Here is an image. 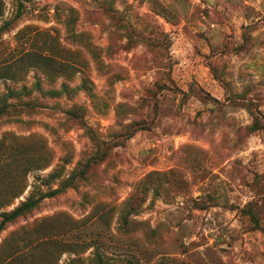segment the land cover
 Here are the masks:
<instances>
[{
  "label": "rangeland",
  "instance_id": "374dc122",
  "mask_svg": "<svg viewBox=\"0 0 264 264\" xmlns=\"http://www.w3.org/2000/svg\"><path fill=\"white\" fill-rule=\"evenodd\" d=\"M4 2L0 264H264V0Z\"/></svg>",
  "mask_w": 264,
  "mask_h": 264
},
{
  "label": "trees",
  "instance_id": "16d2710c",
  "mask_svg": "<svg viewBox=\"0 0 264 264\" xmlns=\"http://www.w3.org/2000/svg\"><path fill=\"white\" fill-rule=\"evenodd\" d=\"M18 3L19 10L18 14L16 15V19L21 17L22 14V8H23V2L25 0H15ZM5 16V2L4 0H0V22L4 19ZM10 30V23L9 22H4L0 26V32H6ZM34 64V63H32ZM36 64H34L35 66ZM33 67V66H31ZM10 93L11 96H13L12 92ZM1 99H4V96L0 97V120H9L12 119L13 117H16V120H20L19 114L21 112L18 111L20 108L26 109V111L34 110L36 108V104L39 102L37 98L29 99V100H19V103L21 104H15L10 102L8 99L5 101H2ZM68 114H72L74 116H77V113L73 110H70ZM257 128V127H256ZM256 128H252L254 131ZM99 157V155H96V159ZM101 159V158H100ZM54 177V174L49 176V179L51 180ZM87 177V170H81V171H74L72 174V177L69 179L65 180L61 186V189L51 191L49 194H41V195H36V193H31L28 199H26L24 202H20V204L13 208L10 211H5L3 213H0V235L2 232L6 230V228L15 223L16 221L20 220L21 218H24L28 214L32 213L35 209H37L40 204L43 202L44 198H48L51 196L58 195L62 193L65 189L68 188H74L77 187V183L84 181ZM19 196H15L13 200L6 202L7 204L3 205H11L13 204L12 201L14 202L16 198Z\"/></svg>",
  "mask_w": 264,
  "mask_h": 264
}]
</instances>
